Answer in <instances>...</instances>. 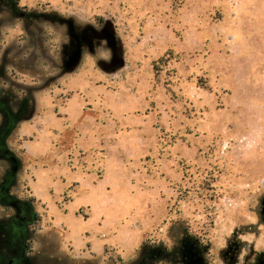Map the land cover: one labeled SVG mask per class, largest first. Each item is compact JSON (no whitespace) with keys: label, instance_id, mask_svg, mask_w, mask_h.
I'll return each instance as SVG.
<instances>
[{"label":"rangeland","instance_id":"1","mask_svg":"<svg viewBox=\"0 0 264 264\" xmlns=\"http://www.w3.org/2000/svg\"><path fill=\"white\" fill-rule=\"evenodd\" d=\"M17 1L0 223L41 217L27 264H264V0Z\"/></svg>","mask_w":264,"mask_h":264},{"label":"flooded vegetation","instance_id":"2","mask_svg":"<svg viewBox=\"0 0 264 264\" xmlns=\"http://www.w3.org/2000/svg\"><path fill=\"white\" fill-rule=\"evenodd\" d=\"M11 1L14 7L16 4L18 5L17 0ZM25 111L26 107L22 105L17 113H15L8 102L0 100V116L4 119V123L0 127V140H3L11 129L16 127ZM36 220L37 217L33 211V206L29 203H23L20 208L16 209V216L6 222L0 223V233L5 235L6 251L12 257L15 264L28 263L27 256L32 251L29 245L32 243L31 236L35 230Z\"/></svg>","mask_w":264,"mask_h":264},{"label":"trees","instance_id":"3","mask_svg":"<svg viewBox=\"0 0 264 264\" xmlns=\"http://www.w3.org/2000/svg\"><path fill=\"white\" fill-rule=\"evenodd\" d=\"M0 51H2V47L0 46ZM164 61H166L164 58L163 59H161L159 62H157V63H162V62H164ZM206 87V86H205ZM33 201H34V199H33ZM36 217H37V220H36V223H35V226L36 225H40L41 224V222H42V220H41V217L39 216V214L38 213H36ZM194 237V239H196L200 244H202L203 245V242H202V237L200 236V235H195V236H193ZM31 245H32V243L29 245L30 246V248L32 249V247H31ZM106 247H108V246H106ZM107 249V252L109 251L108 250V248H106ZM206 258H207V261L209 262V264H212L211 263V261H212V259H211V252H210V250L208 249L207 251H206Z\"/></svg>","mask_w":264,"mask_h":264},{"label":"water","instance_id":"4","mask_svg":"<svg viewBox=\"0 0 264 264\" xmlns=\"http://www.w3.org/2000/svg\"><path fill=\"white\" fill-rule=\"evenodd\" d=\"M11 161H12L13 164H14L13 172H14V173H17L18 168H19V166H18V160H17L16 158H12Z\"/></svg>","mask_w":264,"mask_h":264}]
</instances>
